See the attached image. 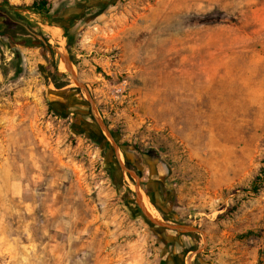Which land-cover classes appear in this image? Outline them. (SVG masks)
Listing matches in <instances>:
<instances>
[{
  "label": "rangeland",
  "instance_id": "1",
  "mask_svg": "<svg viewBox=\"0 0 264 264\" xmlns=\"http://www.w3.org/2000/svg\"><path fill=\"white\" fill-rule=\"evenodd\" d=\"M48 1L30 16L93 108L50 47H0V264H264V0ZM118 160L199 231L154 226Z\"/></svg>",
  "mask_w": 264,
  "mask_h": 264
},
{
  "label": "trees",
  "instance_id": "2",
  "mask_svg": "<svg viewBox=\"0 0 264 264\" xmlns=\"http://www.w3.org/2000/svg\"><path fill=\"white\" fill-rule=\"evenodd\" d=\"M31 14L44 16L49 18V20L53 17L52 13H50V3L48 0H34L27 5L11 3L9 0H0V47H9L10 44H39L41 47L50 46L48 38L45 36L39 22L32 18L30 16ZM63 27L65 29V35L67 36V45H69L72 40V35L69 33L68 26L66 24H63ZM50 53L52 56L54 55L52 50H50ZM11 62L15 64L14 75H18L21 71V67L19 66V54L17 52H14ZM1 67L3 68L2 64H0V68ZM2 72L5 73L3 70ZM44 73L45 76H49L52 79L54 86L58 89H61L69 84V82L64 79L66 76L65 72H60L57 65L52 60L44 66ZM110 132L114 137L113 130H110ZM99 133L103 146L107 149V151H109V153L112 154L113 150L111 143L103 134L101 129H99ZM125 164L130 167L132 166L127 161ZM129 177L131 176L129 175ZM262 188L264 189V167L260 169L259 175H257L250 183V190L253 192ZM127 191L131 192L130 189H127ZM161 214L164 220H168L162 212ZM153 225L155 226V224ZM160 263L165 264L163 260L160 261ZM194 264H198L197 260L194 261Z\"/></svg>",
  "mask_w": 264,
  "mask_h": 264
},
{
  "label": "water",
  "instance_id": "3",
  "mask_svg": "<svg viewBox=\"0 0 264 264\" xmlns=\"http://www.w3.org/2000/svg\"><path fill=\"white\" fill-rule=\"evenodd\" d=\"M41 38V37H40ZM50 47L52 50L55 51V53H57L59 55L60 60L63 61L64 66H65V70L66 72H68L72 82L80 87L88 100V103L90 105V108H93V99L91 98L90 92L87 89V87L83 84V82H81L78 77L76 76V74L73 72L72 67H71V62L68 58V56L62 51H57V49L55 47L52 46H48ZM94 120L97 122V124L99 125L100 129L103 131V133L105 134V136L107 137V139L112 143V146L114 148V150L116 151V155H117V151H118V144L116 142V140L114 139L112 133L110 132L109 128L107 127V125L105 124V122L100 119L99 117L93 116ZM119 168L125 170L133 179H134V188L136 191V202L139 205L143 215L152 223L155 224L163 229L166 230H170V231H176V232H198L199 229L195 226H189L186 224H182V223H174V222H170V221H164L161 219H155L153 217H151V215H149L144 207L141 205L140 199H139V195L137 193V189L139 188V178H138V173L134 168L128 167L125 162H120L119 160L117 161ZM202 233V232H201Z\"/></svg>",
  "mask_w": 264,
  "mask_h": 264
},
{
  "label": "bare ground",
  "instance_id": "4",
  "mask_svg": "<svg viewBox=\"0 0 264 264\" xmlns=\"http://www.w3.org/2000/svg\"><path fill=\"white\" fill-rule=\"evenodd\" d=\"M53 37H56L57 38V34H53ZM56 46L55 48L57 49V51H63V45L61 43L60 40H57L56 41ZM57 54V53H56ZM59 68L61 70H64L65 69V66H64V63L62 60H60L59 62ZM141 193V190L138 189V195ZM141 205L144 207L145 211L151 215V217L155 218V219H159V217L157 216V213H156V210L154 209V207L151 205V203L149 202V200L147 199L146 195L143 193L142 194V197H141Z\"/></svg>",
  "mask_w": 264,
  "mask_h": 264
},
{
  "label": "flooded vegetation",
  "instance_id": "5",
  "mask_svg": "<svg viewBox=\"0 0 264 264\" xmlns=\"http://www.w3.org/2000/svg\"><path fill=\"white\" fill-rule=\"evenodd\" d=\"M137 171V170H136Z\"/></svg>",
  "mask_w": 264,
  "mask_h": 264
}]
</instances>
